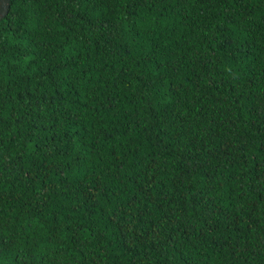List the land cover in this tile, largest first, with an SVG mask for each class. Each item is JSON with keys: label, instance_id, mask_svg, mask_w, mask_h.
Instances as JSON below:
<instances>
[{"label": "trees", "instance_id": "16d2710c", "mask_svg": "<svg viewBox=\"0 0 264 264\" xmlns=\"http://www.w3.org/2000/svg\"><path fill=\"white\" fill-rule=\"evenodd\" d=\"M0 264H264V0H10Z\"/></svg>", "mask_w": 264, "mask_h": 264}, {"label": "water", "instance_id": "95a60500", "mask_svg": "<svg viewBox=\"0 0 264 264\" xmlns=\"http://www.w3.org/2000/svg\"><path fill=\"white\" fill-rule=\"evenodd\" d=\"M10 0H0V20L7 14Z\"/></svg>", "mask_w": 264, "mask_h": 264}]
</instances>
